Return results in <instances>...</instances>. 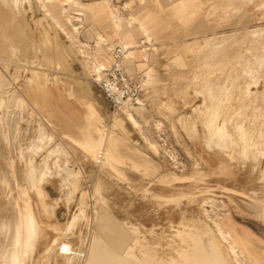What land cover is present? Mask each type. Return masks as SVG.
Here are the masks:
<instances>
[{"label":"rangeland","instance_id":"rangeland-1","mask_svg":"<svg viewBox=\"0 0 264 264\" xmlns=\"http://www.w3.org/2000/svg\"><path fill=\"white\" fill-rule=\"evenodd\" d=\"M124 44L137 126L91 69ZM0 177V264H83L95 229L178 258L183 224L213 221L264 264V0H0ZM28 197L39 230L17 236Z\"/></svg>","mask_w":264,"mask_h":264},{"label":"bare ground","instance_id":"bare-ground-1","mask_svg":"<svg viewBox=\"0 0 264 264\" xmlns=\"http://www.w3.org/2000/svg\"><path fill=\"white\" fill-rule=\"evenodd\" d=\"M67 1L70 2V0H67ZM74 3L77 5H80L82 8H85V9H90V10L94 9V7L91 4H89L90 2H88V3L86 2L87 4L86 3L83 4V3L76 1ZM109 12L111 14V17L113 19H115L114 21L116 23L118 16H116V13H114L111 9H109ZM122 47L124 49H126L127 45L124 44V45H122ZM125 54H126V52H125ZM123 58H125V55ZM131 106H133V105H131ZM128 107H130V106H128ZM120 108L125 109L123 112L125 115V118L128 119L129 121H131L133 123V125L137 126L138 123H137L136 119L134 118V116L131 112L127 111V107H120ZM87 139H88L87 140V146L90 148L93 144H95L96 140H95V137L91 136L90 134L87 135ZM94 149H97V148H94ZM98 150H100V149L98 148ZM98 150H96L97 153H99ZM95 152H94V154L96 155ZM99 155L101 156L100 158L104 157L102 152H100ZM102 161L103 160L101 159L100 162H102ZM4 174H6V173H4ZM3 180H4V178H3ZM184 180H185V178H184ZM27 199H28L27 204L26 203H24V205L21 203L16 204V206L14 207V210H13L15 213L14 216H10V214L13 215V213H9V216H10L9 217V219H10L9 224L12 225L13 229L16 231L15 233L17 236H23V234L25 232L29 231V229H31L32 233L35 235L37 233V231L39 230L37 228V225L39 224V220H38L37 216L35 215L32 204L29 201V197ZM43 208H45V207H43ZM23 210L27 216L26 219L22 218L20 216L23 213ZM40 211L43 213L42 208L40 209ZM6 214H8V213H6ZM228 220H229V218H228ZM27 223H28V226H27ZM116 223L117 222L115 220H112L111 225L117 226ZM213 223H214L215 228L210 227L206 222H205V224L203 223L204 226H197L195 224L191 225V224H185L184 223L183 226H185V227H182L183 229L181 230L183 232L181 234H178V235H181L183 237V240H184V238H190L191 243L186 241L185 245L180 244L178 247L174 248V250L178 254V258L175 256H172V255L169 258H165L166 256L165 257L156 256L155 254H153L151 252L152 250L150 251L149 249H147V247L144 248L143 246H141L137 242H135L133 244H127L124 247H121L118 249L113 248V247L105 245L101 242V240L99 239V235L101 234V232L99 230L95 229L94 230V232H95L94 246H90L87 248V252L84 255V263L83 264H140V262L143 260H150L153 264L154 263L155 264H161V263L162 264H248L242 258L243 250H244L243 247H246V246H241V244L239 243V241L242 238L240 233L235 231L234 228L230 230L228 228L227 223H223L221 221H213ZM5 225H8V222ZM3 227H5V226L3 225ZM173 228H175V227H173ZM180 229H177L176 232ZM10 231H9V233H10ZM4 233H5V231H4ZM4 233L1 232V234H4ZM1 234H0V236H1ZM10 234H12V232ZM7 235H9V234H7ZM7 235H5V236H7ZM102 235L107 236V232L102 233ZM58 236L59 235L56 233L54 236L48 237L45 240V242H43L42 246L44 245L45 247L44 246L41 247V254H43L44 251H48V248L53 247V245H55L57 243V240L60 239ZM142 242H144V240ZM0 244H1V242H0ZM137 245H139V247L141 249L139 254H137V252L134 251V248H135L134 246H137ZM3 246H2V248L5 247V246L4 247ZM61 247H63V246H61ZM17 248L18 247H16V249ZM5 250L3 252H5ZM17 250H19V248ZM17 250H15V251H17ZM79 251L80 250H78V252ZM168 252H170V251H168ZM16 254H15V256H16ZM165 254H167V252ZM250 254L252 256L253 252L251 251L249 253V255ZM43 257L49 259V261H51L50 259L52 258L51 263L52 264H58L56 251H53L51 254H49V253L45 254V255H43ZM13 259H14V256H13ZM9 261H10V257H9ZM17 262L19 264V260H17ZM30 264H31V262H30Z\"/></svg>","mask_w":264,"mask_h":264},{"label":"built area","instance_id":"built-area-1","mask_svg":"<svg viewBox=\"0 0 264 264\" xmlns=\"http://www.w3.org/2000/svg\"><path fill=\"white\" fill-rule=\"evenodd\" d=\"M124 55L125 49L122 46H117L109 51L110 63L108 65L101 58L91 62L96 86L111 105L118 108L139 103L137 86L123 65ZM60 251L66 252L63 247L60 248Z\"/></svg>","mask_w":264,"mask_h":264}]
</instances>
